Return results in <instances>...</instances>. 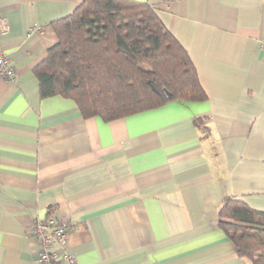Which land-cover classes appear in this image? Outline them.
<instances>
[{
	"label": "crops",
	"instance_id": "1",
	"mask_svg": "<svg viewBox=\"0 0 264 264\" xmlns=\"http://www.w3.org/2000/svg\"><path fill=\"white\" fill-rule=\"evenodd\" d=\"M83 0H0V264H38L27 233L72 223L78 264H250L218 224L226 196L264 210V0H136L188 52L207 97L105 120L41 97L52 23ZM197 119H200L199 122Z\"/></svg>",
	"mask_w": 264,
	"mask_h": 264
},
{
	"label": "trees",
	"instance_id": "2",
	"mask_svg": "<svg viewBox=\"0 0 264 264\" xmlns=\"http://www.w3.org/2000/svg\"><path fill=\"white\" fill-rule=\"evenodd\" d=\"M52 25L58 41L34 68L41 97H69L105 120L207 97L188 52L145 2L83 0ZM218 224L241 257L264 264V210L226 196Z\"/></svg>",
	"mask_w": 264,
	"mask_h": 264
},
{
	"label": "built area",
	"instance_id": "3",
	"mask_svg": "<svg viewBox=\"0 0 264 264\" xmlns=\"http://www.w3.org/2000/svg\"><path fill=\"white\" fill-rule=\"evenodd\" d=\"M9 30L8 23L0 15V36ZM0 74L9 82L18 78L15 66L0 45ZM73 226L69 220L50 215L36 220L27 233L40 244L38 264H78L76 257L68 252L69 234Z\"/></svg>",
	"mask_w": 264,
	"mask_h": 264
}]
</instances>
